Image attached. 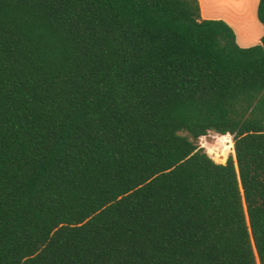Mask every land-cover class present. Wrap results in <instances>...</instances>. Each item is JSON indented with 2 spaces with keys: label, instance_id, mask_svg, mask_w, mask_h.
<instances>
[{
  "label": "trees",
  "instance_id": "16d2710c",
  "mask_svg": "<svg viewBox=\"0 0 264 264\" xmlns=\"http://www.w3.org/2000/svg\"><path fill=\"white\" fill-rule=\"evenodd\" d=\"M0 264H264V33L199 0H0Z\"/></svg>",
  "mask_w": 264,
  "mask_h": 264
},
{
  "label": "crops",
  "instance_id": "0c3cea01",
  "mask_svg": "<svg viewBox=\"0 0 264 264\" xmlns=\"http://www.w3.org/2000/svg\"><path fill=\"white\" fill-rule=\"evenodd\" d=\"M259 0H199L202 19H220L235 32L241 47L261 43L263 24L257 16Z\"/></svg>",
  "mask_w": 264,
  "mask_h": 264
},
{
  "label": "rangeland",
  "instance_id": "374dc122",
  "mask_svg": "<svg viewBox=\"0 0 264 264\" xmlns=\"http://www.w3.org/2000/svg\"><path fill=\"white\" fill-rule=\"evenodd\" d=\"M233 136L220 135L209 132L198 139L197 143L202 147L217 163H225L228 156L233 155Z\"/></svg>",
  "mask_w": 264,
  "mask_h": 264
}]
</instances>
